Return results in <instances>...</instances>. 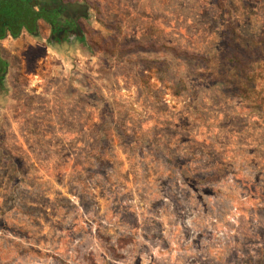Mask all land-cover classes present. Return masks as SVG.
I'll use <instances>...</instances> for the list:
<instances>
[{
    "label": "rangeland",
    "instance_id": "1",
    "mask_svg": "<svg viewBox=\"0 0 264 264\" xmlns=\"http://www.w3.org/2000/svg\"><path fill=\"white\" fill-rule=\"evenodd\" d=\"M83 1L2 43L0 264H264V0Z\"/></svg>",
    "mask_w": 264,
    "mask_h": 264
},
{
    "label": "flooded vegetation",
    "instance_id": "2",
    "mask_svg": "<svg viewBox=\"0 0 264 264\" xmlns=\"http://www.w3.org/2000/svg\"><path fill=\"white\" fill-rule=\"evenodd\" d=\"M90 11L83 0H0V94L12 86L4 41L26 37L59 54L86 48Z\"/></svg>",
    "mask_w": 264,
    "mask_h": 264
},
{
    "label": "trees",
    "instance_id": "3",
    "mask_svg": "<svg viewBox=\"0 0 264 264\" xmlns=\"http://www.w3.org/2000/svg\"><path fill=\"white\" fill-rule=\"evenodd\" d=\"M161 48H164V47H161ZM183 56H186V57H188L190 59H193V60H198L199 59V57H195V56L187 55V54H184ZM230 61L234 65L235 68H239V67L242 66V61L237 56H233Z\"/></svg>",
    "mask_w": 264,
    "mask_h": 264
}]
</instances>
